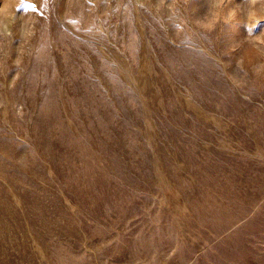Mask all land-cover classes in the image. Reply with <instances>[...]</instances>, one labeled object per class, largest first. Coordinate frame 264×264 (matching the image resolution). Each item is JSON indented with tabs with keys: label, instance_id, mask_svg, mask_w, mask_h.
Here are the masks:
<instances>
[{
	"label": "rangeland",
	"instance_id": "374dc122",
	"mask_svg": "<svg viewBox=\"0 0 264 264\" xmlns=\"http://www.w3.org/2000/svg\"><path fill=\"white\" fill-rule=\"evenodd\" d=\"M0 264H264V0H0Z\"/></svg>",
	"mask_w": 264,
	"mask_h": 264
},
{
	"label": "snow or ice",
	"instance_id": "6c2138e0",
	"mask_svg": "<svg viewBox=\"0 0 264 264\" xmlns=\"http://www.w3.org/2000/svg\"><path fill=\"white\" fill-rule=\"evenodd\" d=\"M23 3H24V0H21V5H23Z\"/></svg>",
	"mask_w": 264,
	"mask_h": 264
}]
</instances>
